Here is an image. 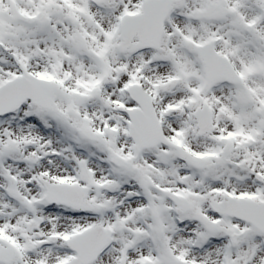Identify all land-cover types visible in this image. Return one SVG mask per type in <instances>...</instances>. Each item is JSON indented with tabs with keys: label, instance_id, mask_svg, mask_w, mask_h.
<instances>
[{
	"label": "snow or ice",
	"instance_id": "snow-or-ice-1",
	"mask_svg": "<svg viewBox=\"0 0 264 264\" xmlns=\"http://www.w3.org/2000/svg\"><path fill=\"white\" fill-rule=\"evenodd\" d=\"M0 264H264V0H0Z\"/></svg>",
	"mask_w": 264,
	"mask_h": 264
}]
</instances>
